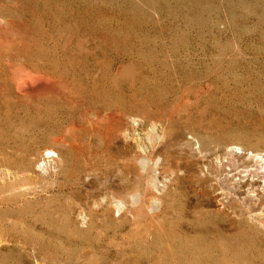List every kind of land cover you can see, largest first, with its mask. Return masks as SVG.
I'll use <instances>...</instances> for the list:
<instances>
[{
    "label": "rangeland",
    "instance_id": "rangeland-1",
    "mask_svg": "<svg viewBox=\"0 0 264 264\" xmlns=\"http://www.w3.org/2000/svg\"><path fill=\"white\" fill-rule=\"evenodd\" d=\"M263 155L264 0H0V264H264Z\"/></svg>",
    "mask_w": 264,
    "mask_h": 264
},
{
    "label": "bare ground",
    "instance_id": "bare-ground-1",
    "mask_svg": "<svg viewBox=\"0 0 264 264\" xmlns=\"http://www.w3.org/2000/svg\"><path fill=\"white\" fill-rule=\"evenodd\" d=\"M57 141V140H56ZM55 142V141H54ZM58 142V141H57ZM58 144V143H57ZM50 146V145H49ZM52 146V145H51ZM44 150V149H43ZM44 152V151H43ZM52 152H53V150H51L50 149V147H49V149H45V157H48L49 158V156H52L53 154H52ZM54 156V155H53ZM259 157H260V155H259ZM43 158V157H42ZM51 158V157H50ZM45 159V158H44ZM262 160H263V162H264V155L262 156ZM261 165V164H260ZM262 165H264V163L262 164ZM261 168V167H260ZM264 168V167H263ZM264 170V169H263ZM263 176V175H262ZM261 176V177H262ZM263 183V182H262ZM107 196H108V194H106ZM102 197V196H101ZM136 197V196H135ZM138 197V196H137ZM155 200H156V198H154ZM158 201V200H157ZM112 202V201H111ZM114 203V202H113ZM125 203V202H124ZM97 204V203H96ZM110 204V203H109ZM131 204V203H130ZM93 205V204H92ZM123 205V204H122ZM121 207V206H120ZM125 207V206H124ZM120 211V210H119ZM118 211V212H119ZM125 264V263H124Z\"/></svg>",
    "mask_w": 264,
    "mask_h": 264
}]
</instances>
